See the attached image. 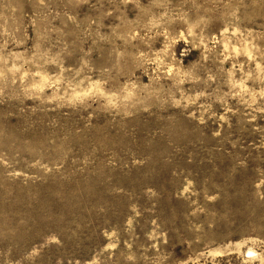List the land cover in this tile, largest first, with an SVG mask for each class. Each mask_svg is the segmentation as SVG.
Returning a JSON list of instances; mask_svg holds the SVG:
<instances>
[{
    "label": "rangeland",
    "instance_id": "1",
    "mask_svg": "<svg viewBox=\"0 0 264 264\" xmlns=\"http://www.w3.org/2000/svg\"><path fill=\"white\" fill-rule=\"evenodd\" d=\"M0 264H264V0H0Z\"/></svg>",
    "mask_w": 264,
    "mask_h": 264
}]
</instances>
